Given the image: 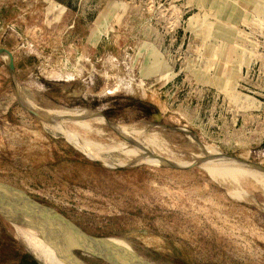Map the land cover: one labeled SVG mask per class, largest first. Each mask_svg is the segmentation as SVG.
<instances>
[{"label": "rangeland", "instance_id": "rangeland-1", "mask_svg": "<svg viewBox=\"0 0 264 264\" xmlns=\"http://www.w3.org/2000/svg\"><path fill=\"white\" fill-rule=\"evenodd\" d=\"M1 48L15 71L0 54V189L42 228L24 239L38 257L112 264L63 245L79 241L59 214L117 264H264V0H0ZM21 96L43 117L106 120L86 126L104 137L76 131L84 140L113 147L125 141L114 126H133L169 160H92ZM205 147L253 164L252 177L213 179L193 159ZM21 242L0 213V264H40Z\"/></svg>", "mask_w": 264, "mask_h": 264}, {"label": "bare ground", "instance_id": "bare-ground-1", "mask_svg": "<svg viewBox=\"0 0 264 264\" xmlns=\"http://www.w3.org/2000/svg\"><path fill=\"white\" fill-rule=\"evenodd\" d=\"M3 56H5V58L9 59L7 54H4ZM20 99L25 104H27V106H29L30 108H32V109H34L40 113H42V112L45 113V111H43L44 109L42 110L39 107L33 105L34 102L31 101L29 98L21 96ZM46 112H53V114H54L53 118H49V117H45V116L41 117L44 120H46V122H48V120L51 121V123L46 124V127L49 128L50 130L56 132V133H60V134L64 135L66 137V139L69 142H71L80 151H83V150L86 151V152H83L84 154L85 153H87L88 155L92 154V156L91 155L88 156L92 160L100 161V162H102L106 165H109V166H116L118 164H126L127 162H130V161L131 162L135 161V162L146 163V162H153V161L167 162V160H169L167 158L161 157V156L156 155L154 153L152 146L156 145V139L155 138H142V136H141L142 131L138 130L137 128H135L133 126L128 127V126H124V125L123 126L115 125L114 126L115 131L121 135H124L125 141L122 140L123 142H120V143L116 142V143L112 144L113 145V147H112V146H110V144H107L108 142L102 143V142H98L96 140H86V139L84 140L82 138H79L80 135L78 136L77 135L78 133H76V131L78 132L80 130H83L85 132L89 131V133L95 132V134L98 135L99 137H104L106 134H105V131L103 130V128L97 129V127H88V128L86 127L87 125L90 126L89 124L100 125V123H101V126L105 127V124L107 125L106 120H104L105 122L104 121L102 122L101 119L99 118V116H97V118L91 117L92 120L90 119L88 121V119H86V116H85L86 114L83 111H78V110H74V109L49 108V109H47ZM62 116L66 117L68 119L72 118L71 120L74 121L72 124L74 125L75 131L72 130V132H71L68 130H64L65 128L63 130H61L60 125L62 123L59 124L58 122H56L54 120L55 119H62ZM66 118H64V119H66ZM78 119H80V121ZM110 126H112V125H110ZM122 138H123V136H122ZM203 149H204V152L199 153V154H195L193 159H195V160L199 159V161L203 160L202 162H198L197 164H199L204 170H206L207 173L213 179L219 180V181H221V180L226 181L229 178L233 179V177H237V175L239 176L238 171H240L239 170L240 168L245 169L248 173L246 171L244 173H247V174H249L250 177H252L251 172H249V168L250 167L252 168L253 166H251V165H253V164H250V163H247L245 161L235 159L232 157H227L217 150H210L208 147H205ZM114 151L122 152L125 155V158H123L122 160H115V158L111 155V153ZM98 152H101L102 154L98 153ZM205 158H208V159H205ZM192 160H188V161L184 160V162H178V163L175 162V163L186 164L189 161L191 163ZM115 161H117V162H115ZM254 166H256V165H254ZM256 167L258 168L257 171L259 170L260 171L259 173H261L256 178V180L259 183L264 185V168L260 167V166H256ZM241 172L242 171H240L239 173L241 174ZM241 176H242V174H241ZM235 193L238 194L236 191H235ZM10 197L13 199V203H16L17 205H19L20 208H22L21 202L23 203V201L15 198V197H12V196H10ZM1 208H2V206L0 207V210H2ZM38 209H40V208H38ZM42 210H44V209H42ZM7 218H8V216H6V219ZM8 221L14 226L16 233L19 234L20 237L23 239L24 243L23 242H21V243L26 247L28 252L34 258H36L40 264H50L47 261H44L40 257H38V255L35 254L34 250L31 249V247L25 242L26 240H24L25 238H27L29 240H31L33 238V236H32L33 234L29 231V230H33L31 228V225L21 226V225H19V223H16V221L10 220L9 218H8ZM39 225H41L45 228H49L51 226L45 222H40ZM64 229H65V227H64ZM33 233L35 234L34 231H33ZM63 237H65V236H63ZM65 238H67V237H65ZM71 238H73V237H71ZM73 239H75V238H73ZM94 241H97V240L92 241L93 245L95 244ZM93 247H91V248H93ZM93 250H96V249L93 248Z\"/></svg>", "mask_w": 264, "mask_h": 264}, {"label": "water", "instance_id": "water-1", "mask_svg": "<svg viewBox=\"0 0 264 264\" xmlns=\"http://www.w3.org/2000/svg\"><path fill=\"white\" fill-rule=\"evenodd\" d=\"M0 54H7L8 55V57H9V62H8L9 68H10L11 71H15V63H14L13 54L9 50L4 49V48H1L0 49ZM19 104L25 110L31 112L35 116H37L39 118L42 117V115L40 114V112H38V111L30 108L29 106H27V104H25L21 99H19ZM10 196L11 195H8V194L4 193L0 189V198H1L0 201H1V205H2V208L1 209L3 210V211H0V213L3 216H5V218H6V216H8V218L10 220H15L16 223H19L21 226H23V225L24 226L31 225V228L34 229V230H36L37 232H39V230H42V228H39L38 224H34L32 222H29L27 220V218H25L27 216L26 213H24V211L19 207V205H17L16 203H13V199ZM43 208H45V207H43ZM45 209L48 210L49 208H45ZM52 212H54V211H52ZM54 213H56V212H54ZM57 215L65 221V222L64 221H61V222H63V226L66 229V230H62V231L64 233H66V235L69 233L70 235H72L73 238H75L76 241L77 240L79 241L78 244H75L73 241H70V240H69L70 242H68V241L66 242L64 240H60L63 245H68V246H70L72 248H86V249H89V250L95 252L96 254H99L102 257L108 259L109 262H111L112 264H117L113 260H111L110 258L104 256L101 252L95 251V250H93V248H91L92 247L91 246L92 245L91 242L93 240H99V239H102V238H95V237H92V236H90L88 234L83 233L81 230H79L77 227H75L70 221H68L65 218L61 217L59 214H57ZM53 226L58 227L60 225L56 226V225L53 224ZM52 228H54V227H52ZM53 230H43V231H46L48 234H55V232ZM68 249L71 250V248H69V247H68ZM36 261H38V260H36Z\"/></svg>", "mask_w": 264, "mask_h": 264}]
</instances>
